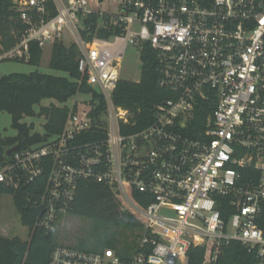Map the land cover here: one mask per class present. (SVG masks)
I'll return each mask as SVG.
<instances>
[{"label": "built area", "instance_id": "obj_1", "mask_svg": "<svg viewBox=\"0 0 264 264\" xmlns=\"http://www.w3.org/2000/svg\"><path fill=\"white\" fill-rule=\"evenodd\" d=\"M12 2L23 29L11 46L0 42V63L27 62L32 44L67 42L92 92L87 106L69 108L60 133L6 155L0 184L33 183L49 166L31 205L43 207L34 228L53 229L77 183L91 180L142 229L126 255L56 244L47 264H185L191 246L210 248L214 263L232 240L264 264V0ZM129 47L140 60L143 49L153 53L156 85L170 93L136 130L135 113L113 100Z\"/></svg>", "mask_w": 264, "mask_h": 264}, {"label": "trees", "instance_id": "obj_2", "mask_svg": "<svg viewBox=\"0 0 264 264\" xmlns=\"http://www.w3.org/2000/svg\"><path fill=\"white\" fill-rule=\"evenodd\" d=\"M21 29L23 25L17 18L12 0H0V42L2 45L5 48L11 46ZM41 52V48L32 44L30 59L26 63L37 65ZM77 59L78 51L73 44L66 45L60 41H54L51 45L48 66L65 72V76L45 74L37 70L28 73L13 72L0 76V112L10 115V126L16 131L13 136H0V163L7 159L5 153L10 147L17 145L19 150L26 149L42 142L46 137L60 133L69 107L54 103L48 106L41 105L42 100L49 99L63 104L77 93L87 95L92 92L91 87L81 79ZM169 97L168 91L156 85L155 59L148 48L143 49L141 53L140 78L137 81L121 79L113 91L114 102L135 113L137 124L134 130L145 126L154 104ZM93 100L96 102L98 100L93 114L101 115L104 106L101 96L94 92ZM35 106H38L37 110ZM24 117H43L42 132L33 131L32 123L22 122ZM101 137H103L101 132L84 134L79 136L77 141L85 143ZM48 170L49 166L45 168L44 175L35 182L21 184L18 188L0 184V194L11 195L21 222L29 229L27 241L16 236L0 235V264L48 263L51 250L56 245L54 237L56 229L54 227L46 231L41 227L34 228L36 218L31 211V205L39 198L45 187ZM133 198L142 205L143 202L140 201L142 195L133 193ZM221 212L226 217L227 210L224 206H221ZM68 213L115 225L141 227L139 221L122 209L120 201L108 186L91 180H81L77 183L74 200ZM106 241L107 239L105 243ZM134 243L131 245L128 243L125 248L133 246ZM210 256V248L207 246H191L187 251L185 264H258L259 262L254 252H249L236 240L222 247L214 263L210 262Z\"/></svg>", "mask_w": 264, "mask_h": 264}, {"label": "rangeland", "instance_id": "obj_3", "mask_svg": "<svg viewBox=\"0 0 264 264\" xmlns=\"http://www.w3.org/2000/svg\"><path fill=\"white\" fill-rule=\"evenodd\" d=\"M104 7L110 8L112 12L116 11L114 4L105 5ZM65 44L69 45L67 42ZM50 54L51 44H47L42 49L37 65L15 60L1 62L0 76L13 72L28 73L35 70L45 74L65 76V72L52 69L48 66ZM140 73L141 60L139 53L129 47L121 63L120 78L136 81L140 78ZM89 98V95L77 93L63 104H59L54 100L44 99L41 101V105L48 106L50 103H54L60 106L65 105L69 108L84 107L87 106ZM37 109L38 106H35V110ZM22 122L27 124L32 123L34 126L33 131L42 132L43 117H24ZM10 124V115L6 112H0V136H13L16 134V131L11 128ZM55 229L54 237L56 244L87 251H97L110 247L119 255L127 254L124 253L126 250L125 246L128 243L130 245L133 244L142 230L141 227L115 225L110 222H100L70 213L62 214L58 217ZM0 235L5 237L16 236L23 241L29 239V229L21 222L20 216L14 207L13 199L8 194H0ZM105 239H107L106 243Z\"/></svg>", "mask_w": 264, "mask_h": 264}, {"label": "water", "instance_id": "obj_4", "mask_svg": "<svg viewBox=\"0 0 264 264\" xmlns=\"http://www.w3.org/2000/svg\"><path fill=\"white\" fill-rule=\"evenodd\" d=\"M18 149L17 145H14L12 147H10L7 151H6V155L9 156L11 153H13L14 151H16ZM32 213L39 217L41 216L42 212H43V207L42 206H38V207H33L31 208Z\"/></svg>", "mask_w": 264, "mask_h": 264}]
</instances>
